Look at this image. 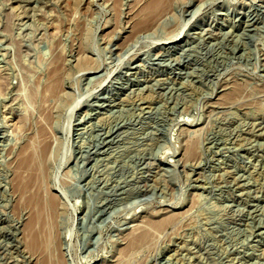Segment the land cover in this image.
Listing matches in <instances>:
<instances>
[{
	"label": "rangeland",
	"instance_id": "rangeland-1",
	"mask_svg": "<svg viewBox=\"0 0 264 264\" xmlns=\"http://www.w3.org/2000/svg\"><path fill=\"white\" fill-rule=\"evenodd\" d=\"M152 1L0 0V264H264V0Z\"/></svg>",
	"mask_w": 264,
	"mask_h": 264
},
{
	"label": "bare ground",
	"instance_id": "bare-ground-1",
	"mask_svg": "<svg viewBox=\"0 0 264 264\" xmlns=\"http://www.w3.org/2000/svg\"><path fill=\"white\" fill-rule=\"evenodd\" d=\"M171 0H153L150 4L148 11L149 14L153 17V16H157L158 14H160L164 8H166V6L170 3ZM145 11V10H144ZM49 93V92H48ZM45 150V147L43 148ZM22 166H24V168L28 171H32V170H38L37 168H39L40 170H42V162H41V157H37L36 153H30V154H25L24 157H22ZM44 160V159H43ZM42 209L39 208L38 210V216L40 217V212Z\"/></svg>",
	"mask_w": 264,
	"mask_h": 264
}]
</instances>
